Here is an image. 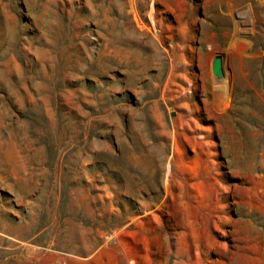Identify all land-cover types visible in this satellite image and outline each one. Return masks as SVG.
Returning <instances> with one entry per match:
<instances>
[{
	"label": "rangeland",
	"instance_id": "1",
	"mask_svg": "<svg viewBox=\"0 0 264 264\" xmlns=\"http://www.w3.org/2000/svg\"><path fill=\"white\" fill-rule=\"evenodd\" d=\"M0 264H264V0H0Z\"/></svg>",
	"mask_w": 264,
	"mask_h": 264
},
{
	"label": "water",
	"instance_id": "2",
	"mask_svg": "<svg viewBox=\"0 0 264 264\" xmlns=\"http://www.w3.org/2000/svg\"><path fill=\"white\" fill-rule=\"evenodd\" d=\"M213 69H214V72L216 74L220 72V69H221V61H220V58H216L214 60Z\"/></svg>",
	"mask_w": 264,
	"mask_h": 264
},
{
	"label": "bare ground",
	"instance_id": "3",
	"mask_svg": "<svg viewBox=\"0 0 264 264\" xmlns=\"http://www.w3.org/2000/svg\"><path fill=\"white\" fill-rule=\"evenodd\" d=\"M217 88H220V86H218ZM221 93V92H220Z\"/></svg>",
	"mask_w": 264,
	"mask_h": 264
}]
</instances>
